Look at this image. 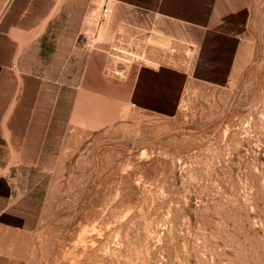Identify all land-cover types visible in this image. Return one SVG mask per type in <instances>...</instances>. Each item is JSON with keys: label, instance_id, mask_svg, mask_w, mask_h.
I'll list each match as a JSON object with an SVG mask.
<instances>
[{"label": "rangeland", "instance_id": "1", "mask_svg": "<svg viewBox=\"0 0 264 264\" xmlns=\"http://www.w3.org/2000/svg\"><path fill=\"white\" fill-rule=\"evenodd\" d=\"M243 22L190 78L115 80L132 106L73 140L6 219L35 229L33 264H264V0Z\"/></svg>", "mask_w": 264, "mask_h": 264}, {"label": "crops", "instance_id": "2", "mask_svg": "<svg viewBox=\"0 0 264 264\" xmlns=\"http://www.w3.org/2000/svg\"><path fill=\"white\" fill-rule=\"evenodd\" d=\"M100 1L10 0L0 17V264H33L35 229L6 219L33 203L73 140L132 106L115 94V80L190 78L188 68L208 58L212 35L243 33L249 2L119 0L102 27ZM80 2L87 6L80 26H63ZM141 41L138 59L116 61L121 48L131 56Z\"/></svg>", "mask_w": 264, "mask_h": 264}, {"label": "built area", "instance_id": "3", "mask_svg": "<svg viewBox=\"0 0 264 264\" xmlns=\"http://www.w3.org/2000/svg\"><path fill=\"white\" fill-rule=\"evenodd\" d=\"M119 2V0H101L99 8V21L101 24L106 23L114 9V5Z\"/></svg>", "mask_w": 264, "mask_h": 264}, {"label": "trees", "instance_id": "4", "mask_svg": "<svg viewBox=\"0 0 264 264\" xmlns=\"http://www.w3.org/2000/svg\"><path fill=\"white\" fill-rule=\"evenodd\" d=\"M37 182V181H36Z\"/></svg>", "mask_w": 264, "mask_h": 264}]
</instances>
